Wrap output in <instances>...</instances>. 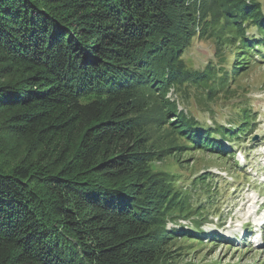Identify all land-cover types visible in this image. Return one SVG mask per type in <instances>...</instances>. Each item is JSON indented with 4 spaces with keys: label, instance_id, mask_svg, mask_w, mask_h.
Here are the masks:
<instances>
[{
    "label": "trees",
    "instance_id": "trees-1",
    "mask_svg": "<svg viewBox=\"0 0 264 264\" xmlns=\"http://www.w3.org/2000/svg\"><path fill=\"white\" fill-rule=\"evenodd\" d=\"M197 2L0 0V264H191L203 232L168 224L200 208L157 163L252 143L237 89L264 65L260 0ZM196 42L213 50L200 68ZM191 96L212 114L237 97V119L201 124L179 110Z\"/></svg>",
    "mask_w": 264,
    "mask_h": 264
},
{
    "label": "rangeland",
    "instance_id": "rangeland-1",
    "mask_svg": "<svg viewBox=\"0 0 264 264\" xmlns=\"http://www.w3.org/2000/svg\"><path fill=\"white\" fill-rule=\"evenodd\" d=\"M260 1L263 3L264 10V0ZM256 34L257 31L254 32V35ZM212 54L213 50L209 43L196 42L187 56L194 62L196 68H200L204 67L208 59L213 58ZM237 91L240 94L238 100L241 101L242 108L248 105L247 108L257 113L255 116L257 127L252 134L254 141L234 143L235 151L241 152L245 163L239 161L236 152L233 158L229 157L225 161L218 160L217 157L208 153H186L180 159L189 161L182 167L173 169L168 166L169 162L164 166L163 161L157 163L160 169L175 172L177 177L183 176L185 183L181 186L186 191L187 201L192 208H200L198 212L203 217L202 219L196 216L189 219L181 218L177 223L168 224V229L183 227L186 231L197 233L201 230L203 232L202 245L195 246L191 243L194 250H190L188 255L184 252L183 263L264 264V65L245 78ZM193 97L191 96L188 106L182 105V100L179 99L180 107H178L179 110L187 109L199 123L211 125L216 122L226 126L232 122L230 119H237L230 114L231 108H234L233 104L238 101L237 97L227 100L228 107H219L218 110H214L216 111L214 114L205 108H200L199 105L197 107ZM168 98L178 100L172 92ZM3 139L10 142L8 136L4 135ZM10 143L11 150L16 149L21 152L24 147L19 142L16 147L13 140ZM223 144L227 148L228 144L230 145L227 142ZM236 163L245 170L237 171L250 177L249 181H244L239 186H236L234 182L236 175L230 171ZM205 173L212 175L208 182L209 188L211 187L209 193L207 189H201L197 183L193 184L194 180ZM262 221L263 227L260 230L257 225ZM247 223H249L247 229L257 233L262 231L260 240L254 244L248 240L242 244H236L226 239L225 236L228 234H234L238 235L240 241L241 227H246ZM251 239L256 240V237Z\"/></svg>",
    "mask_w": 264,
    "mask_h": 264
},
{
    "label": "clouds",
    "instance_id": "clouds-1",
    "mask_svg": "<svg viewBox=\"0 0 264 264\" xmlns=\"http://www.w3.org/2000/svg\"><path fill=\"white\" fill-rule=\"evenodd\" d=\"M256 31V28H255V26H253L252 28H250L249 30H248V33L249 34H252V33H254Z\"/></svg>",
    "mask_w": 264,
    "mask_h": 264
}]
</instances>
